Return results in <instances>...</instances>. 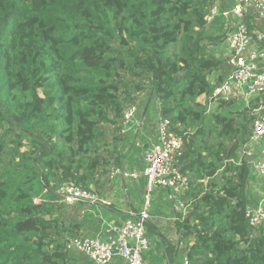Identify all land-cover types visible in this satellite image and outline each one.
Returning <instances> with one entry per match:
<instances>
[{
    "label": "trees",
    "instance_id": "1",
    "mask_svg": "<svg viewBox=\"0 0 264 264\" xmlns=\"http://www.w3.org/2000/svg\"><path fill=\"white\" fill-rule=\"evenodd\" d=\"M218 1L0 0V264H91L66 249L88 214L58 189L70 181L91 192L105 186L110 165L126 160L117 132L139 96L147 133L160 113L184 137L183 171L192 179L191 210L176 229L147 224L145 260L264 264V223L251 226L246 214L257 202L256 177L230 160L251 133L254 111L264 112V93L250 106L220 100L207 110L230 71L209 46L227 27L222 14L207 23ZM175 42L181 50L170 53ZM133 149L131 166L142 151ZM168 210L176 216L165 198L152 214Z\"/></svg>",
    "mask_w": 264,
    "mask_h": 264
},
{
    "label": "built area",
    "instance_id": "2",
    "mask_svg": "<svg viewBox=\"0 0 264 264\" xmlns=\"http://www.w3.org/2000/svg\"><path fill=\"white\" fill-rule=\"evenodd\" d=\"M227 1L216 2L206 17L208 24L220 14L227 18L224 55L230 66L224 81L214 88L211 99L216 103L235 100L250 106L252 100L264 93V0H234L231 6H227ZM254 19L257 24L250 25L249 21ZM141 98L139 96L126 106L118 135L129 136L137 131L141 136L147 134L145 113L140 108ZM256 110L247 141L230 160L237 165L246 163L256 179L264 181V112L262 108ZM153 128L156 141H150L149 147L145 145L143 165L130 169L122 162L114 164L110 171L112 180L120 176L131 182L144 179L141 209L132 211L122 222H111L99 215L102 223L96 235L66 238L69 252L87 257L91 264H113L115 260L124 264H150L144 253L152 245L146 227L152 217L155 192L159 188L168 190L167 198L172 201L176 212L174 220L181 218L179 214L182 217L189 214L190 202L185 195L192 187V179L183 171L184 137L174 132L171 119L160 113L154 117ZM139 140L136 145L141 147ZM58 193L69 206L100 201L96 193L72 181L63 183ZM101 201L107 203V200ZM246 214L251 226L264 223V193L255 205L248 207ZM182 264H189V259L184 257Z\"/></svg>",
    "mask_w": 264,
    "mask_h": 264
},
{
    "label": "crops",
    "instance_id": "3",
    "mask_svg": "<svg viewBox=\"0 0 264 264\" xmlns=\"http://www.w3.org/2000/svg\"><path fill=\"white\" fill-rule=\"evenodd\" d=\"M152 130H153L152 133H147L143 137H140L141 139L143 138L146 140L145 145H148L150 141H156L155 128L152 127ZM141 139L139 140V143H141L142 151L140 155L138 154L135 156V162L132 164L134 168L141 167L143 165V158L146 151V146L142 144L143 140L141 141ZM141 181L142 179H140L137 182L129 181L130 185H127L126 182L128 181L122 180L120 177H118L112 180V184L114 183L112 187V191H109L107 193L104 191L97 193V196L100 198V201L96 203L94 206L91 205L93 203H89L87 201L82 202L81 208L78 207V209L85 210L86 207L92 206V209H96L94 210L96 216L91 213L86 215L84 218H81L83 219V223H84V225L80 229L81 233L83 235H96L99 232V227H100V222H98L97 220V217L99 215H102L111 222L114 221L122 222L123 219L122 217L124 214L127 215L130 214L132 211L135 212L139 211L141 209L139 205V201H141V195H142ZM131 186L133 187L132 193H130ZM112 196H114V198ZM116 196H119V198H116ZM104 198L108 199L107 203L101 201V199L105 200ZM174 215L175 214H173L171 210L161 213L153 212L152 217L150 219V224L151 225L155 224L158 227V229L167 232L166 231L167 225L165 224V221L169 219L173 220ZM160 230L159 233H161ZM113 264H124V263L114 261Z\"/></svg>",
    "mask_w": 264,
    "mask_h": 264
},
{
    "label": "rangeland",
    "instance_id": "4",
    "mask_svg": "<svg viewBox=\"0 0 264 264\" xmlns=\"http://www.w3.org/2000/svg\"><path fill=\"white\" fill-rule=\"evenodd\" d=\"M205 43H210V40L209 39H205V41H204ZM209 46H210V48H212L213 50H215V52H216V54L217 55H221V54H224L225 53V34L221 37V38H219V39H217V42H216V44H215V42L213 43V44H209ZM181 50V43L180 42H175V43H172L171 44V46H170V48H169V51H170V53H175V52H179ZM217 75L218 74H213L210 78L213 80L214 78H216L217 77ZM146 96V95H145ZM208 98H211V97H208ZM142 99H143V97H142ZM199 101L203 104V105H205V103H206V99H205V96H203V97H200L199 98ZM140 103H141V101H140ZM210 104V105H209ZM216 109H217V103L216 102H212V100L210 101V103H208V105H207V110L209 111V112H211V113H214L215 111H216ZM256 112H258L257 110L255 111V113ZM251 126H252V124H251ZM134 133V132H133ZM131 133L129 136H123V137H125L124 138V140H125V142H127L126 144L127 145H124V146H122L123 145V140H120V142H118V148H120L121 149V152L123 153V156H122V159L121 160H123V158L125 157L126 158V160L127 159H129V158H131L132 157V154L133 153H135L134 152V149H133V147H135L136 146V141L138 140V138H140V137H143V136H140V133L141 132H138L137 131V133ZM250 135V134H249ZM135 139V140H134ZM141 139V138H140ZM113 141V138H112V136H111V134H110V142H112ZM141 141H142V139H141ZM142 144H144V146H145V142L144 141H142ZM147 147L149 146V145H146ZM127 147V148H126ZM125 159H124V161L125 162H123L124 163V167L125 168H130V169H133L134 167L133 166H131V165H129V163H128V160L126 161ZM122 162V161H121ZM121 162H120V164H121ZM115 163H112L111 165H110V168H109V172H108V174H106V176L105 177H103V182L102 183H104V187L102 188H98L97 186L96 187H94V189H95V191H94V193H98V192H102V191H104V192H109V191H112V187H113V184H112V179L110 178V171L112 170V166L114 165ZM120 178L122 179V180H124L121 176H120ZM126 184L127 185H130L129 184V181L128 182H126ZM133 185V184H132ZM250 187L253 189V191L256 193V200L258 201L259 200V198H260V196H262V194L264 193V181H261L260 179H254V181L251 183V185H250ZM130 188V187H129ZM144 188H145V186H144ZM132 191H133V187L131 186V188H130V193H132ZM155 195H156V197H155V200H154V205H156L157 203H160V202H162V201H164L165 200V198H167L168 197V190L167 189H165V188H159L156 192H155ZM105 197V196H104ZM113 198H114V196H112ZM165 197V198H164ZM116 198H119V196H116ZM105 200H107L108 201V199L107 198H104ZM92 206H94L95 204H91ZM105 205H107V204H105ZM139 205H140V208L142 207V200L141 201H139ZM92 206H90V207H86L85 208V210H76V209H74V211L76 212H78L79 213V211H80V213L82 214V215H85V214H89V213H92L93 215H95L96 216V213L94 212V210H96V209H92ZM98 206V205H97ZM83 211H84V214H83ZM173 218H175V215H174V217ZM99 217H97V220H98V222H99ZM177 221H179V220H171V219H169V220H166L165 221V224L168 226V227H172L173 229H176V225H177ZM150 223V222H149ZM177 233L175 232V234H174V238H176L177 239Z\"/></svg>",
    "mask_w": 264,
    "mask_h": 264
}]
</instances>
